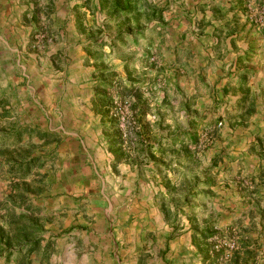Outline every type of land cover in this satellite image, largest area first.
<instances>
[{
	"label": "crops",
	"instance_id": "1",
	"mask_svg": "<svg viewBox=\"0 0 264 264\" xmlns=\"http://www.w3.org/2000/svg\"><path fill=\"white\" fill-rule=\"evenodd\" d=\"M148 1L167 4L169 36L160 43L122 45L89 34L83 41L79 34L81 29L87 35L91 25L98 30L110 25H104L109 8L99 0L88 6L85 0H0V143L18 127L56 133L52 140L26 133L17 147L11 137L0 148L2 221L13 228V211L45 215L44 227L34 236L42 235L43 243L54 238L49 262L32 254L30 264H206L194 235L209 220L233 227L237 264H264V189L240 190L233 185L234 177L256 171L255 160L241 145L264 132L261 106L244 128L225 129L229 132L214 140L213 151L200 149L206 89L210 95L216 89L227 99L237 98L247 87L262 86L264 75L256 74L248 76L246 85L236 83V62L254 68L259 61L253 56L256 52L264 62V26L256 25L249 14L254 1L264 7V0ZM221 7L226 12L214 15ZM157 44L162 61L154 65L147 59ZM102 68L109 71L97 73ZM110 72L126 85L144 82L137 135L127 130L117 152L108 138L117 126H109L111 118H102V111L94 109L97 81ZM226 83L230 91L224 95ZM131 112L132 118L137 116ZM188 128L200 134L194 146L199 172L220 154L215 148L227 141L238 144L235 151L222 153L210 189L199 187L200 193L191 199L185 197L189 167L176 170L178 176L167 165L185 154L179 146L158 150L170 142L168 137ZM31 143H37L34 150ZM30 155H40L44 164L28 177L11 176L9 164ZM204 173L192 176L200 180ZM174 185L181 191L169 193ZM85 189L92 194L81 198L80 190ZM0 264L19 263L14 257L6 261L0 251Z\"/></svg>",
	"mask_w": 264,
	"mask_h": 264
},
{
	"label": "trees",
	"instance_id": "2",
	"mask_svg": "<svg viewBox=\"0 0 264 264\" xmlns=\"http://www.w3.org/2000/svg\"><path fill=\"white\" fill-rule=\"evenodd\" d=\"M91 0H85L84 5L88 6ZM100 6H108L109 12L107 17L104 20V25L113 24L118 22L120 19L124 20H135L136 26L132 30V26L129 25L128 30L120 29L114 36H111L109 41L110 44H114L116 42H120L122 45L128 43L136 42L138 37L144 31V26H140L138 18L140 15H144L149 20L156 21L158 26H165L166 20L164 19V10L167 9V4L161 6L154 4L148 0H99ZM141 6V10L139 7ZM206 6V5H204ZM211 7V6H210ZM225 7H221L219 10H214V15H222L226 11ZM205 15L202 16L200 22H204ZM233 20V19H232ZM232 20L226 21V23L231 22ZM102 32V29H99L97 35L99 36ZM98 38V37H95ZM154 65L156 62L152 61ZM152 63V64H153ZM157 65V64H156ZM237 74H239L236 83L240 85H246L248 81V76L256 74V70L247 66H242L240 61L236 62ZM107 72L108 68L99 69V72ZM144 82L137 81L132 83L131 85H126L121 77L115 72H110L104 80L97 81L96 90L94 94V109H98L102 111V118L108 119L111 118L109 126L115 125V120L111 115V104H112V96L110 89H115L121 94L122 97H133L136 103L131 102V110L136 113L137 116H134V123L131 125L132 133H136L135 125L140 123L141 116L144 113L143 104L138 103L142 100V86ZM227 83L223 86V94L225 95L230 91V88L226 87ZM194 98L192 95L189 99L185 101V108L190 106V100ZM144 102V101H143ZM138 109V110H137ZM257 111V96L250 87H247L245 90L241 92V94L237 97L235 101V106L231 109V116L228 117V122L231 126L237 125H245L250 116L254 115ZM230 114V113H229ZM234 118V119H233ZM202 119V117H200ZM221 122V121H220ZM211 123V122H210ZM8 132L1 140L0 148L6 147L8 142H10V138L13 137V141L10 142L14 146H18L22 142L23 135L29 133V136L33 135L39 137L40 139L52 140L54 139L56 133L51 131H38L35 128L28 129L27 127H18L13 131ZM131 132V131H130ZM122 133L120 129H117L111 133H109L108 138L110 142V147H115V152L119 150L122 145ZM200 134L194 128H188L177 131L173 136L168 137L170 141L167 145H163L159 147L158 150H166L168 148L176 149L179 146V149L185 154L182 158H177L176 161H169L167 165L169 168L174 170H180L183 167H190L191 165H198V161H196V153L195 147L199 144ZM264 144V135L257 133L255 135V139L251 143V147H259L262 148ZM193 149V150H192ZM191 150L189 153L188 151ZM215 162V161H214ZM38 164L43 165L44 160L40 155H30L27 158H21L20 160H14L9 164V174L13 177L25 178L30 176L34 169L38 166ZM174 164V165H173ZM214 165V164H213ZM212 167H208L205 170L203 175V179H195L193 184L189 185L187 198H195L199 192V187H206L207 190L210 189V186L214 184V179L210 175V170ZM175 185L171 187L170 192H178L181 189H178ZM177 190V191H176ZM209 191L207 192V194ZM209 195V194H208ZM189 200V199H188ZM24 200L20 201V204H24ZM189 205V204H188ZM1 206V202H0ZM177 207L178 203H176ZM191 207V205H189ZM31 207L28 206V209ZM37 211V209H32ZM165 212H169L168 208H165ZM19 215L16 219L12 217L14 227L12 228L11 223L7 224V227L12 229V232L4 228V226H0V251L1 253H5V260H9L14 257L19 264H30L32 262L31 255L35 254L36 256L40 254L41 262H49L52 254L54 253V238L45 240L42 235L34 236V230L39 228V225L35 222H32L31 225H25L20 219H23L26 215L22 212L18 213ZM12 215V214H11ZM216 221L209 220L206 224L201 228H196L194 235V241L198 244L199 250L203 255V261L206 264H219V257L222 252H211L212 242L211 238L214 234L217 233L215 230ZM198 235V236H197ZM252 255V252L250 253ZM237 256L236 251L232 254L230 260L227 264H237Z\"/></svg>",
	"mask_w": 264,
	"mask_h": 264
},
{
	"label": "rangeland",
	"instance_id": "3",
	"mask_svg": "<svg viewBox=\"0 0 264 264\" xmlns=\"http://www.w3.org/2000/svg\"><path fill=\"white\" fill-rule=\"evenodd\" d=\"M254 4L257 7L258 2L254 1V3L251 5V7H250L251 15H252V13H253L252 11L255 7V6H253ZM160 5L163 6L165 4L160 3ZM164 12L166 13V10ZM250 12H249V14H250ZM163 15H164V13H163ZM85 17H86V15H83L82 17L80 16V18L83 21H84ZM138 21H139L140 26L146 27V28H144V31L142 32V34L137 39V41H139V42H142V41H158L160 43V42L164 41L166 36H169V35H166V32H168V31L165 30L167 22H166L164 27L163 26L160 27L156 24V21L149 20L143 14L139 16ZM136 24L137 23L135 20H130V21L120 20L119 22H116L114 24L104 26V30H102V32L99 36L97 35V32L99 30L97 28L95 29L92 25H91V29L87 33V35L81 29H80V31L78 30V32H79V34L84 35L83 37L85 39L83 41H87V38H89L88 34H89V36L93 35L94 38L98 37L97 39H99V41H109L110 37L114 36L120 29L128 30L129 25H131L133 27L132 28V30H133L134 27L136 26ZM261 28H263V27H261ZM79 41H81V40H79ZM158 44L152 46V51H153L152 57H154L153 61L156 62V64H159L162 61L160 59L161 56L159 54L157 55V53H156L157 49H159ZM256 53H253V56L255 54L256 55L255 59L259 60V61H255V62H257V64L254 65L253 69L256 70L255 76H257L256 78H258V77H262V75H264V62H263V56L260 53L259 54L258 53L256 54ZM149 58L150 57L148 56L147 60L152 64L153 62ZM261 85L262 86H260L258 88H254L253 91L255 92V94L257 96V105L261 106L260 112L264 116V79H262ZM113 90H115V89H110V92L111 91L113 92ZM206 91H207V89H206ZM206 91L202 95V97H204L207 100V102H206L205 107L203 108L204 110L202 109L203 110L202 114L200 115V117H202V119H200L201 126H202L201 130H200V134H201V139L204 140V142H203L204 144L202 143L200 149H203L206 152H209L210 148H213V147H211V145L213 144L214 140L219 135H225L226 133H228L229 127L230 128L233 127L229 124L228 117L231 116V109L234 108L235 101L237 98H234V97L228 95L227 99H222V98H220L219 94H217V93H220V91L217 92L216 89H213V91H211L212 95H210L209 93L207 94ZM213 95H214V99L212 98ZM255 114H256V112H255ZM114 120H115V125L117 126V129H120L118 121H116V119H114ZM130 120H131V118H130ZM220 121H221V124L219 125ZM131 125L132 124L126 125L128 132L129 131L132 132V130H133V129L131 130ZM234 125H236L235 128H237L238 126H240L241 128L245 127L244 125H237V123H235ZM225 129H228V130L225 131ZM231 133H233V132H231ZM63 134H64V132H63ZM259 134H261V133H259ZM261 135H264V132ZM225 139H227V138H225ZM225 139H223V140H225ZM252 141H246L243 145H241V147L243 146L245 148V150H247L252 155L253 159L255 160L254 167H256V171H254V172L250 171L249 174H245V175L239 174L238 177H234L233 185H234V187H236L240 190H248L249 189L250 191L255 190V191L260 192V191H263V189H264V144H263L262 148H260V149H259V147L253 148V147H251ZM220 144H221V142H220ZM31 145L33 146V150H34V146H37V143H31ZM237 145H238L237 143H229L227 141L221 147L219 146V147L215 148V150L218 149L217 151H220V154H216L214 157H211L210 164L208 163L206 168H203L200 172L198 169V165H191L189 167V169L186 170L187 171L185 173L186 176L184 175V177H188V179H189V183H187L188 185H186V186H189V184L190 185L193 184V182L195 181V178H197V176H192V174H194V175L199 174V176L202 177L203 171H205V169H207L208 167H212L210 170V175L212 177V175H213L212 171H215L214 167L217 166L219 160L221 159L220 157L224 155L222 153H229L231 151H235L234 147H236ZM213 150H214V148L211 149V151H213ZM214 153H216V152H214ZM173 173H174V175L178 174V172L176 170ZM178 176H180V174H178ZM106 192H108V191L104 190V194H106ZM91 194H92V192L89 189H85L83 191L80 190V195H82L81 198H86L83 196H91ZM213 202H214V200L208 201L207 211L209 213L212 210ZM18 213L19 212L13 211L11 218L13 217V219L14 218L16 219V217L19 215ZM2 218L3 217H0V223L2 224V226H4V228H6L8 230V227L5 224V220L2 221ZM47 218H48V216L45 217V215H41V216L40 215L39 216L38 215H36V216L27 215V216L23 217V219H20V220L25 221L26 223L35 222L39 225V227L42 228V227H44L43 225L45 224V221L47 220ZM1 224H0V226H1ZM216 226H218L220 229L226 231L227 233H230V237L232 236V234L235 235V231H234L232 226H231L232 228H230V226L227 228L226 227L223 228L217 222H216ZM39 230H40V228H37L36 230H34V232L38 234ZM9 231L12 232V229L10 230V228H9Z\"/></svg>",
	"mask_w": 264,
	"mask_h": 264
},
{
	"label": "built area",
	"instance_id": "4",
	"mask_svg": "<svg viewBox=\"0 0 264 264\" xmlns=\"http://www.w3.org/2000/svg\"><path fill=\"white\" fill-rule=\"evenodd\" d=\"M252 15L250 12V19L260 26H264V8L261 5H257L252 11ZM154 57L150 56V60L153 61ZM112 96V106H111V115L116 121L119 123L120 130L122 131V137L127 135V127L126 125H130L134 123L131 112V100L128 97H122L118 91H111ZM131 118V120H130ZM130 120V121H129ZM221 122H219V125ZM215 230L217 231L211 238L212 248L211 252H222L219 257V264H227L230 260L232 254L236 250V242L234 237H230L227 232L220 229L218 226H215Z\"/></svg>",
	"mask_w": 264,
	"mask_h": 264
}]
</instances>
